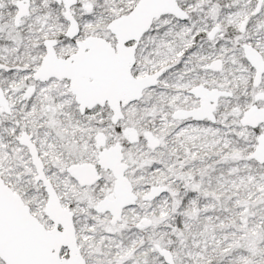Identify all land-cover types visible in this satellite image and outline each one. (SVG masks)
I'll use <instances>...</instances> for the list:
<instances>
[{
    "label": "snow or ice",
    "instance_id": "1",
    "mask_svg": "<svg viewBox=\"0 0 264 264\" xmlns=\"http://www.w3.org/2000/svg\"><path fill=\"white\" fill-rule=\"evenodd\" d=\"M0 264H264V0H0Z\"/></svg>",
    "mask_w": 264,
    "mask_h": 264
}]
</instances>
